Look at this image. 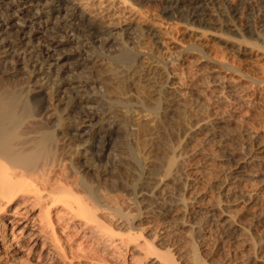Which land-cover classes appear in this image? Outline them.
I'll list each match as a JSON object with an SVG mask.
<instances>
[{
	"label": "rangeland",
	"instance_id": "rangeland-1",
	"mask_svg": "<svg viewBox=\"0 0 264 264\" xmlns=\"http://www.w3.org/2000/svg\"><path fill=\"white\" fill-rule=\"evenodd\" d=\"M70 2H74L72 10L36 0L26 3L0 0V100L7 98L6 94L8 97L12 94L15 100L31 96L37 102L32 105L35 112L45 106L52 113L58 106L63 113V125L72 128L67 136L58 133L63 137L62 143L70 139L72 149L91 148L92 156H102L96 168L88 167V185L95 186L92 175H97L100 182L108 186L112 183L118 197L123 195L119 199L121 204H114L118 208L114 213L124 223L122 212L128 213L129 224L115 229L125 234L123 239L131 238H126L127 244L126 239L122 243L127 249L123 250V245L107 247L109 241L89 235L91 224H85L81 217L74 223L69 222L59 205L53 209L51 217L66 258L46 257L40 262L37 255L41 241L29 243L20 228L14 227L11 231L9 224L1 228L7 243L0 242V245L5 244L0 253L2 258L25 264L46 261L47 264H157V261L168 264L159 255L167 252L177 264H264V220L256 219L258 213L264 212V178L258 173H264V152L257 151L259 160L249 168L247 176L233 183L238 185L236 194H220L218 189V183L233 166L225 148L235 149L245 142L253 146L254 140L264 147L262 40L252 33L242 32L244 37H241V32L220 27V8L216 3L209 4L207 11L212 23L205 26L180 20L176 13L163 12L161 5L154 6L156 2L152 1L141 7L131 0ZM237 2L240 0H228L231 4ZM48 10L53 13L46 17ZM81 10L85 12L87 23L93 21V16L103 24L108 23L104 38L47 30V27L64 24L66 17L69 19ZM263 14V10L254 12L258 28L260 21L264 22ZM122 27L125 29L123 40L118 33ZM142 28L147 31L141 35ZM28 31L35 33L31 41L19 49L13 48L12 44L26 43ZM40 49L48 63L41 67L33 63V53ZM107 64L118 69L116 76L120 80L124 77L125 91L118 86L121 82L105 72ZM126 64H131L128 71L123 69ZM140 100L143 106L138 105ZM153 101H159L160 108L146 109ZM130 108L132 119L122 120V113ZM67 114H71L69 118ZM219 120L222 122L218 123ZM30 121L35 124L27 125L21 137L26 146H34L41 126L43 130L60 131L53 122L47 125L42 121L44 125L38 126L33 119ZM217 129L222 130L220 135L214 134ZM73 137L77 138L76 142ZM124 149L141 151L150 172L165 178L155 193L142 201L136 197L140 185H131L136 166H127ZM87 154H78L79 163ZM82 164L86 167L88 163ZM189 176L196 180L188 182L186 177ZM252 189L257 190L256 199L245 205L239 196ZM136 199V203L129 206L128 203ZM152 208L156 209L153 214H145ZM37 209L33 206L27 212L36 222ZM225 215L238 222L241 230L224 232ZM131 234L136 241L145 240L152 251L145 255L142 249L132 248L136 241ZM142 247L145 249L146 245ZM3 252H6L4 256ZM44 254L49 255L47 251Z\"/></svg>",
	"mask_w": 264,
	"mask_h": 264
},
{
	"label": "bare ground",
	"instance_id": "bare-ground-1",
	"mask_svg": "<svg viewBox=\"0 0 264 264\" xmlns=\"http://www.w3.org/2000/svg\"><path fill=\"white\" fill-rule=\"evenodd\" d=\"M18 1L26 3L29 1L32 2L35 0H18ZM36 1L44 2V3L50 2V3L56 4V7L62 5V6H65V8H69L71 10L74 9V2H70V0H36ZM131 1L132 2L134 1V4L136 3L140 7L144 3L147 4V2L149 1H152L153 3L156 2L157 4L154 3V6L160 4L163 12L165 11L167 13L168 12L176 13L180 16V20L184 19L186 22H189L192 24L193 22L202 23L205 26L207 24L212 23L211 19L209 18L210 16L209 11H207L209 10L211 6V5L209 6V4L216 3L218 4L220 8V19L219 20H221L220 21L221 23L219 22L220 24H218L220 27L225 26L227 27V30H231V31L234 30L237 33L239 32L252 33V35H256L257 38H260L262 40L261 41L262 44L264 43V22L260 21L259 23L260 27L258 28V25H256L258 21H256V18L254 20V17H253L254 12L256 10L264 11V0H240V2L232 3V4L228 3V0L227 2L226 0H131ZM216 4H213V5H216ZM52 13H53L52 10H48V12L46 13V17H49V15ZM57 13L59 12L57 11ZM85 18H86L85 12L81 10L77 14L74 13L73 16H71V18L69 19H67L66 17L64 24L58 27H47V30L51 32H64L65 34L66 32H72L75 35L82 34L87 37L94 35L96 39L102 37V35L107 32L108 23L103 24L99 22L100 20L98 17H94V16L92 18L93 21L90 23H87L85 21ZM262 20L264 21V17L262 18ZM30 24L32 25V22ZM244 27L246 28V30L244 29ZM124 30L125 29L122 27L118 31L120 35L119 37L121 39H122V34ZM146 31H147L146 29L144 30L142 28L139 34L146 32ZM29 32L30 31H28V33ZM241 33H239L241 37H244L243 33L242 34ZM33 34L35 33L30 32L29 36L25 38L26 43L19 42L17 44H12L11 46L15 49H19L23 45H26L27 42L31 41V37H33ZM125 46H127V44ZM125 49L127 50V48ZM33 54H35V59L33 60V63H38L40 67L44 66L45 64H48L43 59L45 58V55L43 54V49H40L39 51H36V53H33ZM33 54L29 56V61H31L30 59L31 57H33ZM37 54H39V57L36 56ZM49 65H48V68L54 73V69L52 70L50 68L51 66ZM222 65H224V67H226L227 69L230 68V67H227V65L223 63ZM124 67L123 69H126L128 71V69L131 68V64H126V66ZM231 68H233V70H237L234 66H231ZM114 69L111 67L110 64H107L105 72L108 75H110L111 78L113 79L115 78L116 82L118 83L121 82V84H119L118 86L121 87L123 91H125L127 86L124 84L125 82H123L124 77L120 80V77L116 76V70L118 69L116 70ZM123 72H125V70ZM126 78L127 77H125V79ZM58 82H59V86L63 85L61 80H59ZM120 95L122 94L120 93ZM12 96L13 95L11 94V96L8 97L6 94L7 98L1 97V100H0V242H4V237H5V233L3 231L4 229L2 230L1 228L9 224L11 231L14 227L15 229L20 228L19 231H21L22 235L25 234L26 239H28L29 243L35 244L41 241V245L39 248V255H37L39 256L40 262H43V260H45L46 257L47 258L49 257L52 259L53 258H57V259L66 258L67 255L63 251V248L61 247V245L59 244L60 243V241H58L59 238H57L59 236L55 235L54 227H53V220L51 217V212H54L53 209H55L57 206L60 205V207H62V209L65 212L64 214L68 216L67 218L69 219V222L71 221L72 223H74L73 221L77 217H79V219L81 217L82 219L85 220V224H88V223L91 224L88 228L89 235L92 234L94 236H101L100 238L98 237L96 238H98L99 240H103V241H109L110 245H106L107 247L111 246V248H113L116 245L115 246L116 248V247H119L120 245H123L122 249L123 250L124 248L127 249L126 245L124 247L125 243L124 244L122 243L129 236L123 239L122 236L125 234H122L121 232H119L118 229H115L119 227V225L127 226L126 223L129 224V218H128L129 215L127 212H126L127 214H125V212L124 213L122 212L126 223H124L123 220L122 222H120L121 220H118L116 218V214L114 213V211L118 209L116 208L117 206L115 207L114 204L119 203V199L121 195H119L118 193L119 195L118 197L117 194L114 193L115 191L117 192V189L113 188V186L111 187L112 183L110 186H108V184L106 185L105 183L100 182L97 175L96 176L92 175L96 181L95 186H90L88 185V182H87L88 174L90 170V169L88 170V167L93 166V165L95 167V165L99 163V161H101L102 156L101 155L92 156L91 152L93 151V149L91 148L90 149H76L75 147L72 149L70 147V143H71L70 139H69V142L62 143L61 139H63V137H61L60 135H63V136L69 135L71 133L72 128L69 125H66V126L63 125L64 124L63 113L61 112L59 108H57L58 106L54 107L52 113H49L47 109L48 107H45V106H44L45 108L41 106L39 110L35 112L32 105L33 103L35 104L36 99L27 95L26 97L24 96V99L22 100H15L12 98ZM125 96H126V93H125ZM125 99H128V98H125ZM153 102L154 103L152 105L151 104L147 105L146 109L151 110V108L154 107L153 111L154 110L156 111L158 110V108H160L159 101L157 102L153 101ZM137 103L138 105L140 104H142V106L144 105L143 101L141 102V100ZM156 107L157 109H155ZM69 115L71 114H67L68 118L70 117ZM132 116H133L132 109L131 108L130 110L127 109L124 113H122V120L130 119V118L132 119ZM92 117L94 116L92 115ZM31 119H33V121H36L38 126L41 125L42 121H45L47 125H48L47 122H53L55 123L56 127H59L60 131L55 128H48V129L45 128V130H43L42 129L43 126H41V129H39L41 130L40 132L41 134L38 136L36 141L33 142L34 146L31 147L29 146L30 144L26 146L24 145V142L21 141V137L23 135L22 131L26 128L27 125L35 124V122L30 121ZM72 122L74 121L72 120ZM219 122L221 123L222 121L219 120L218 123ZM36 129H37V126H36ZM221 131H222L221 129L219 130L217 129L214 134L220 135ZM59 132H60V135H58ZM25 138L28 139V137H25ZM71 138H72V135H71ZM74 139L73 140L76 142L77 138H74ZM33 140L34 138H32V141ZM251 144L248 142H245L239 147H235V149L225 148L226 157L230 159L231 162H233L232 164L233 166L231 169L229 168V170L226 172L225 178H223L218 183V189H219L220 194H227V195L236 194L235 192H237V190L235 188L237 187L238 189V185L236 186V184L238 183L237 179L239 180L240 178L247 176L246 174L249 168L252 167V165L256 161L259 160V157L257 156V154L259 152H264V147L260 146V142L258 140H254L253 146ZM69 147L71 149H69ZM81 153L83 154L88 153V154H87V158L83 159V162L79 163V159L77 156L78 154H81ZM124 154L125 155L123 157L128 163L127 166L128 165L131 167L136 166L135 168L137 170V173L133 175L132 183H131V185L133 186L140 185L138 188L139 189L138 196L136 197L142 201L145 198L152 196L154 190L158 187V185L163 183L162 179H165V178H162V176L156 177L155 174L153 175V173L150 172V169L147 168L148 165L146 164V162H144L143 153L141 151L135 152L133 149H124ZM187 154H189L188 151H187ZM85 162L88 163L87 165H85L86 167H84V165L82 164ZM171 162H168V164ZM130 171H132V169ZM170 173H171V170H170ZM258 173H261L262 177L264 178V173L262 172H258ZM143 178H146L144 179L145 181L142 180ZM186 180L191 183L195 181L196 178L194 176L192 177L189 176L188 178L186 177ZM235 182L237 183L233 184ZM149 183L151 185L147 187L148 186L147 184ZM122 196H121V199H122ZM256 196H257V190L252 189V190H249L248 192L246 191V193L244 192V194L241 193V196L239 197H240V200L242 199L245 205L247 204L249 205V203L255 201ZM136 201L137 199L135 201L129 202L128 203L129 206L136 203ZM33 206H37L38 208L37 210L39 213H37L36 215L37 217L35 216L37 222L35 220H31V217L28 216L27 214V212H29ZM153 210L156 211V209L152 208V210H146L145 214L147 215L153 214L154 212ZM223 219L224 220H223L222 225H223L224 232L236 233L237 231L241 230L242 227L239 225V223L234 221V219H231L229 215H225ZM256 219L258 221H263L264 212L260 214L258 213L256 215ZM57 220L59 222V219ZM121 226L119 228H122ZM71 231L72 229L70 230V235H71ZM118 233H120L119 234L121 235L120 237L117 235ZM14 235L15 234H13L12 236ZM133 235L131 234L132 238H134L133 239L134 241L135 237H133ZM114 236H118V238H114ZM15 237H18V236L15 235ZM131 240L132 239H130L129 241ZM103 241H100V242L103 243ZM126 241L127 239L125 240V242ZM5 244L0 245V253L2 250H4ZM105 244H107V242H105ZM143 244L146 245V248L144 247L145 249H143L142 247ZM150 247L149 248L147 247L145 240L136 241L133 243V246H132V248L134 249H138V250L142 249L145 255L148 252L152 251V247L151 248ZM19 248H21V246ZM46 251H47V254L49 253V255L47 256L44 254V252ZM5 253L3 252L2 255L4 256ZM180 253L181 251L179 252V254ZM159 255H160V258H162V260L166 261L168 264H177L174 262L170 254H168L167 252L163 254L161 253ZM156 258L153 259V261L156 262ZM2 261H4V263L6 262V264H25V262L24 263L15 262L16 260L13 261V259H10L7 257L2 258V256L0 255V262ZM46 262L40 263V264H47ZM49 263H51V259H49ZM156 263L158 264V261Z\"/></svg>",
	"mask_w": 264,
	"mask_h": 264
}]
</instances>
